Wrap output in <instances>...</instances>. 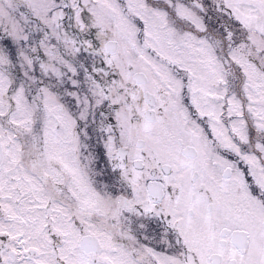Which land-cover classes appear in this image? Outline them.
Wrapping results in <instances>:
<instances>
[{
    "label": "snow or ice",
    "instance_id": "1",
    "mask_svg": "<svg viewBox=\"0 0 264 264\" xmlns=\"http://www.w3.org/2000/svg\"><path fill=\"white\" fill-rule=\"evenodd\" d=\"M0 264H264V0H0Z\"/></svg>",
    "mask_w": 264,
    "mask_h": 264
}]
</instances>
